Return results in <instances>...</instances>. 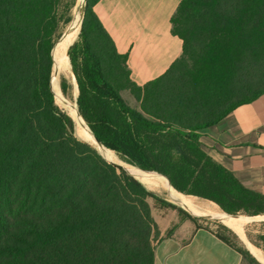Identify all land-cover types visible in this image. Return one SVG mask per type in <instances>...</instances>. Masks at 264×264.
<instances>
[{"label": "trees", "instance_id": "16d2710c", "mask_svg": "<svg viewBox=\"0 0 264 264\" xmlns=\"http://www.w3.org/2000/svg\"><path fill=\"white\" fill-rule=\"evenodd\" d=\"M86 0L68 50L78 110L95 138L122 160L157 172L178 192L229 214L264 215L247 188L205 150L199 130L264 94V0H181L171 18L181 56L144 86L130 79L94 6ZM61 0H0V264H155L159 235L149 200L211 230L250 264H262L227 226L213 229L118 171L75 135L55 100L56 44L71 16ZM208 64L228 94L198 95L187 73ZM222 82V81H221ZM67 95L69 84L63 79ZM129 90L141 108L122 96ZM264 226V221L252 226ZM249 240L264 250V232Z\"/></svg>", "mask_w": 264, "mask_h": 264}, {"label": "crops", "instance_id": "0c3cea01", "mask_svg": "<svg viewBox=\"0 0 264 264\" xmlns=\"http://www.w3.org/2000/svg\"><path fill=\"white\" fill-rule=\"evenodd\" d=\"M180 3L99 0L94 6L118 52L127 55L130 79L138 86L161 77L181 56L183 42L171 26ZM199 133L213 159L247 188L264 195V94ZM152 214L159 230L155 264H250L211 230L197 227L176 210L156 208Z\"/></svg>", "mask_w": 264, "mask_h": 264}, {"label": "rangeland", "instance_id": "374dc122", "mask_svg": "<svg viewBox=\"0 0 264 264\" xmlns=\"http://www.w3.org/2000/svg\"><path fill=\"white\" fill-rule=\"evenodd\" d=\"M80 1L81 0H61L60 12H59L60 15L62 16L61 19L63 20V18H65L66 16H69V15L71 16V21L68 24L63 26L62 36L69 29V27H71V24H72V22L75 18V15H76L75 12L77 11V8L79 7ZM82 5L83 4L80 5L81 11H82ZM78 37L76 38V40L78 39ZM60 39H59V41H60ZM59 44L60 43H58L56 46V55H57V48L59 47ZM69 63H70L69 68L64 67L65 69L63 67L56 68V63L53 66L52 77H55L54 93H55V85L58 86V88L61 92V95L59 97H57V95L55 93V100H56V103L61 108H63L65 111L69 110V111L73 112L71 109V107H72L78 113L79 110H78V106L76 103H77L79 91L77 89V82L75 79V75L73 73L71 62L69 61ZM189 66L190 67H189V69H187V73L189 74L193 88L198 95L203 94L204 97L207 99V101L214 103V102H217L219 99H221L225 94L226 95L228 94L229 83L225 81L226 78L223 77L222 78L223 80H221L222 82L219 81V79H220L219 76L225 75L226 74L225 72L218 74L217 71H214L208 64H205V63L200 65V66H196L195 68L192 67V64H189ZM63 79H65L69 84V89H68L67 95H65L61 90L60 84H61V81ZM121 93H122L123 98L125 99V101L129 105H131L132 107L138 108V109L141 108V102L137 101L135 96L129 90H123ZM63 98L65 99L66 103L63 101ZM75 130H76V123H75ZM76 136L81 140H86L83 136H80L79 134H77V131H76ZM86 141H88V140H86ZM88 142L90 144H92L93 146H96L98 148L97 143H95L93 140L88 141ZM152 175L156 179H159V177L157 175H154V174H152ZM137 179L140 180L139 178H137ZM141 182L143 184L145 183L142 180H141ZM144 185L147 188L149 187L148 188L149 190L156 192L162 198L168 200L169 202L175 204L178 207L183 208L185 211H187L191 215L199 218L201 224L207 225L213 229H219L222 225L227 226L229 229H231L239 237V239L241 240V242L244 245H245V243H244L243 237H245L250 243H252L249 240L247 234H250L251 236H253V238L255 240H257L256 236L258 234H260V233L262 234V232H264V226H260V225L252 226V224L254 222L264 221V215L263 216H248L244 213L229 214V213L223 211L220 208V206L213 201L187 195L188 199L191 201V203L198 210V211H193L191 208L185 207L183 204L180 205L178 202L174 201L173 196L168 191L164 190L163 188H151L146 183ZM149 204L151 206L152 212L155 211L157 207L155 206V203L152 199L149 200ZM209 209L214 210L216 212L227 214L230 217H234L237 220V222L239 223V228L229 226L227 224H224L222 221L218 220L215 217H211L210 215L202 214L201 212H199L200 210H209ZM156 239H157V237H156ZM155 240H154V242H155ZM254 246H256V245H254ZM257 248H259L264 254V250L262 248H260V247H257Z\"/></svg>", "mask_w": 264, "mask_h": 264}, {"label": "bare ground", "instance_id": "6f19581e", "mask_svg": "<svg viewBox=\"0 0 264 264\" xmlns=\"http://www.w3.org/2000/svg\"><path fill=\"white\" fill-rule=\"evenodd\" d=\"M82 2H83V0L80 1L79 7L77 8V11L75 12L76 15H75V18L71 24V31L68 34H66V36L63 38L62 41L59 42L60 44H59V47L57 48V55H56L57 57H55V60H54L56 63V68H59V67L69 68V66H70L68 48H69L70 44L76 39V37L79 33L80 23H81V19H82V11L80 10V5L83 4ZM53 84H55V77H53ZM55 93H56L57 97H59L61 95V92H60L57 85H55ZM63 101L65 102L64 98H63ZM71 109L73 112H71L69 110L68 111L70 112L73 119L75 120L77 134H79L80 136H83L88 141L93 140L95 143H97L94 136L91 134L89 128L87 127V125L83 121L82 117L79 116V114L76 112V110L74 108L71 107ZM97 146H98L99 150L102 152V154L105 156V158H107V160H109V161L111 160V161L123 166L125 169L129 170V172L131 174H133L135 177L139 178L140 181L142 180L143 182H145L151 188H163L164 190L168 191L173 196L174 201L178 202L180 205L183 204L185 207L191 208L193 211H198L197 208L188 199L187 195H184V194L178 192L177 190H175L160 175L155 174V173L144 172V171L140 170L138 167L133 166V165L128 164L127 162L123 161L121 158H119L111 150L106 149L105 146H101L98 143H97ZM152 174L157 175L159 177V179H156ZM199 212H201L202 214L210 215L211 217H215L218 220L222 221L224 224L239 228V223L237 222V220L234 217H230L227 214L216 212V211L211 210V209L200 210ZM243 238H244L245 246H247V248H249L250 252H252L253 255L260 262H262L264 264L263 252L259 248L254 246L252 243H250L245 237H243Z\"/></svg>", "mask_w": 264, "mask_h": 264}, {"label": "water", "instance_id": "95a60500", "mask_svg": "<svg viewBox=\"0 0 264 264\" xmlns=\"http://www.w3.org/2000/svg\"><path fill=\"white\" fill-rule=\"evenodd\" d=\"M85 2H86V0H83V5H82V19H81V23H80V29H79V33H80V31H81V28H82V24H83V19H84V5H85ZM71 31V27L64 33V35L61 37V39H60V41H62L63 40V38L66 36V34H68L69 32ZM79 33H78V35H77V37L79 36ZM76 37V38H77ZM76 40V39H75ZM75 40L70 44V46L75 42ZM59 41V42H60ZM58 42V43H59ZM57 43V44H58ZM56 44V45H57ZM70 46H69V48H70ZM69 48H68V50H69ZM55 64V63H54ZM77 89H78V85H77ZM77 104V103H76ZM77 106H78V104H77ZM78 114H79V116H81L80 115V113H79V111H78ZM82 117V116H81ZM83 119V118H82ZM90 130V129H89ZM91 132V131H90ZM91 134L93 135V133L91 132ZM75 135H76V130H75ZM94 136V135H93ZM94 138H95V136H94ZM81 140V139H80ZM95 140H96V142L99 144V145H101V146H103L96 138H95ZM82 141H84V142H86V143H88V144H90L88 141H86V140H82ZM107 162H109L110 164H112L118 171H121V172H126V173H128V174H130V175H132L130 172H129V170H127V169H125L123 166H121V165H119V164H117V163H115V162H112V161H109V160H107V158H105V156L102 154V152L96 147V146H93L92 144H90ZM106 148V147H105ZM108 149V148H107ZM140 169V168H139ZM144 171V170H143ZM144 172H149V173H155V174H158V175H161V174H159V173H157V172H150V171H144ZM132 176H134V175H132ZM162 176V175H161ZM135 177V176H134ZM136 178V177H135ZM137 179V178H136ZM233 216V215H232Z\"/></svg>", "mask_w": 264, "mask_h": 264}]
</instances>
